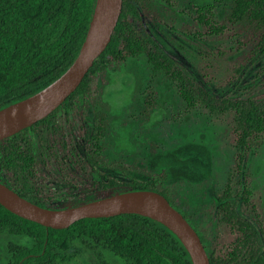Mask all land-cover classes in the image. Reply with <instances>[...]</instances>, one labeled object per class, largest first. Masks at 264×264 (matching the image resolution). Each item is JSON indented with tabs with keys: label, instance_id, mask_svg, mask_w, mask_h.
Instances as JSON below:
<instances>
[{
	"label": "trees",
	"instance_id": "1",
	"mask_svg": "<svg viewBox=\"0 0 264 264\" xmlns=\"http://www.w3.org/2000/svg\"><path fill=\"white\" fill-rule=\"evenodd\" d=\"M225 2L223 15L217 17L215 3L197 1L193 18L206 28L201 40L234 37L225 49L236 60V75L228 80V88H215L164 46L153 31V0H123L110 42L76 89L47 116L0 139V181L51 208L129 189H154L196 229V212L172 197L166 169L143 173L140 167L106 154L111 123L102 106V82L129 58L145 57L150 78L142 114L149 116L155 106L158 93L153 82L162 73L188 110L226 122L233 156L225 184L217 190L216 216L232 237L208 241L197 231L210 264H264V218L247 169L248 157L264 143V67L254 78L241 82L247 68L264 63V0ZM94 4L95 0H0V108L41 89L72 63ZM80 261L193 264L171 230L138 213L85 217L53 228L0 203V264Z\"/></svg>",
	"mask_w": 264,
	"mask_h": 264
},
{
	"label": "rangeland",
	"instance_id": "2",
	"mask_svg": "<svg viewBox=\"0 0 264 264\" xmlns=\"http://www.w3.org/2000/svg\"><path fill=\"white\" fill-rule=\"evenodd\" d=\"M197 1L153 0V31L171 53L187 61L215 88L226 89L230 86L228 80L236 75V60L225 50L234 37L217 40L215 36H204L201 40L206 28L193 18V3ZM205 1L216 4L217 17L223 15L226 0ZM261 67V61L252 64L241 82L254 78ZM149 78L145 57L129 58L106 74L101 98L111 123L107 156L136 165L143 173L166 169V185L172 197L194 209V221L207 240L231 238L228 227L216 216L217 190L225 184L233 156L226 122L199 110H188L173 83L162 73L153 82L158 93L155 106L149 116L142 114ZM247 169L252 191L264 208V143L248 157Z\"/></svg>",
	"mask_w": 264,
	"mask_h": 264
},
{
	"label": "water",
	"instance_id": "3",
	"mask_svg": "<svg viewBox=\"0 0 264 264\" xmlns=\"http://www.w3.org/2000/svg\"><path fill=\"white\" fill-rule=\"evenodd\" d=\"M123 0H95L83 43L72 63L36 92L0 108V139L42 119L80 84L94 60L111 40ZM0 203L10 211L47 227L64 228L85 217L138 213L171 230L182 242L193 264H210L197 230L168 198L154 189H129L64 208L39 205L0 181Z\"/></svg>",
	"mask_w": 264,
	"mask_h": 264
},
{
	"label": "flooded vegetation",
	"instance_id": "4",
	"mask_svg": "<svg viewBox=\"0 0 264 264\" xmlns=\"http://www.w3.org/2000/svg\"><path fill=\"white\" fill-rule=\"evenodd\" d=\"M259 211H261V212H260V213H261V216L264 218V208H261V207H260V210H259ZM196 230L199 231L198 226H197ZM229 232H230V231H229ZM198 233H200V232H198ZM216 238H217V237H216ZM261 258L264 259V256H261Z\"/></svg>",
	"mask_w": 264,
	"mask_h": 264
}]
</instances>
